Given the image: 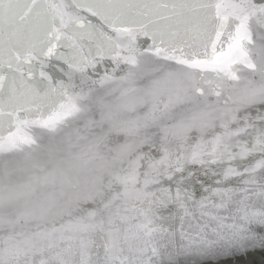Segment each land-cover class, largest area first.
<instances>
[{
  "label": "snow or ice",
  "instance_id": "obj_1",
  "mask_svg": "<svg viewBox=\"0 0 264 264\" xmlns=\"http://www.w3.org/2000/svg\"><path fill=\"white\" fill-rule=\"evenodd\" d=\"M256 251L264 0H0V264Z\"/></svg>",
  "mask_w": 264,
  "mask_h": 264
},
{
  "label": "rangeland",
  "instance_id": "obj_2",
  "mask_svg": "<svg viewBox=\"0 0 264 264\" xmlns=\"http://www.w3.org/2000/svg\"><path fill=\"white\" fill-rule=\"evenodd\" d=\"M262 257H264V252L256 251V252L250 254L247 257V259L255 262V264H260V261H261ZM197 261L198 260H195V261H192V262H189V263H186V264H197Z\"/></svg>",
  "mask_w": 264,
  "mask_h": 264
},
{
  "label": "water",
  "instance_id": "obj_3",
  "mask_svg": "<svg viewBox=\"0 0 264 264\" xmlns=\"http://www.w3.org/2000/svg\"><path fill=\"white\" fill-rule=\"evenodd\" d=\"M85 50L87 51V49ZM198 259L199 258L196 257L195 255H181V256L176 257L177 264H186V263L198 260Z\"/></svg>",
  "mask_w": 264,
  "mask_h": 264
}]
</instances>
